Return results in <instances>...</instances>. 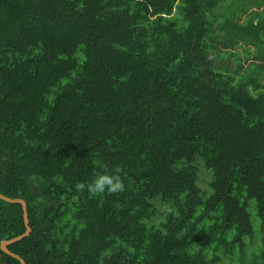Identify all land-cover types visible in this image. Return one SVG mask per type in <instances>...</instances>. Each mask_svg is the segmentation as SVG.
<instances>
[{
    "label": "trees",
    "instance_id": "1",
    "mask_svg": "<svg viewBox=\"0 0 264 264\" xmlns=\"http://www.w3.org/2000/svg\"><path fill=\"white\" fill-rule=\"evenodd\" d=\"M255 4L0 0V192L31 227L7 247L26 264H264ZM103 172L123 188L89 192ZM24 230L0 198V241ZM0 264L20 261L0 248Z\"/></svg>",
    "mask_w": 264,
    "mask_h": 264
},
{
    "label": "rangeland",
    "instance_id": "2",
    "mask_svg": "<svg viewBox=\"0 0 264 264\" xmlns=\"http://www.w3.org/2000/svg\"><path fill=\"white\" fill-rule=\"evenodd\" d=\"M229 1L231 3H233L234 9L237 12V14H241L240 11L242 10V9L238 10V7L239 8H245V9L247 8L248 9V11H247V9L246 10L245 9L242 10V11H244L242 19H246L250 15L249 14L250 13L249 10H251V9H257V10L262 9V7H258L255 4L256 0H229ZM222 55L224 56V58H218L217 59V63L221 64V65H224V66H227L229 68H234L235 67V62H236V56L233 55V54H230V52H222ZM263 80H264V78H263ZM207 178H208L207 172L201 171L200 172V181H201V183L198 180V184L201 186L202 191L204 193H209V191L206 192L205 189L203 188V186H205V184H206V179ZM252 203H253V200L251 201V206H250V211H251V214H252V221H253L254 226H258L259 225V218L256 215L254 209L252 208Z\"/></svg>",
    "mask_w": 264,
    "mask_h": 264
},
{
    "label": "clouds",
    "instance_id": "3",
    "mask_svg": "<svg viewBox=\"0 0 264 264\" xmlns=\"http://www.w3.org/2000/svg\"><path fill=\"white\" fill-rule=\"evenodd\" d=\"M77 187L85 188L84 183H78ZM87 190L93 194L107 191H116L123 188V183L119 176L109 174L107 172L99 173L95 178L87 184Z\"/></svg>",
    "mask_w": 264,
    "mask_h": 264
},
{
    "label": "water",
    "instance_id": "4",
    "mask_svg": "<svg viewBox=\"0 0 264 264\" xmlns=\"http://www.w3.org/2000/svg\"><path fill=\"white\" fill-rule=\"evenodd\" d=\"M0 198L6 200V201H9V202H19L21 204V207H22V217H23V222H24V225H25V230L15 236H12L10 238H6V239H2L0 241V248L5 251L6 253L16 257L19 259L20 261V264H26L24 259L17 253L11 251L7 245L10 244L11 242L21 238L22 236H25L27 235L30 230H31V227L29 225V218H28V211H27V205H26V201L22 198V197H11V196H8V195H5L3 193L0 192Z\"/></svg>",
    "mask_w": 264,
    "mask_h": 264
}]
</instances>
